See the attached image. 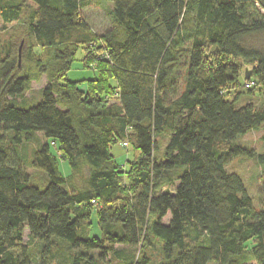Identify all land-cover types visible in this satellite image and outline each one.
Listing matches in <instances>:
<instances>
[{"label": "trees", "instance_id": "1", "mask_svg": "<svg viewBox=\"0 0 264 264\" xmlns=\"http://www.w3.org/2000/svg\"><path fill=\"white\" fill-rule=\"evenodd\" d=\"M91 1L0 0L31 63L0 40V264H264V210L226 171L239 157L264 166L238 143L264 142V110L242 104L264 90V51L244 45L264 33V0H98L100 35L80 16ZM79 47L97 74L86 92L65 79ZM114 141L132 150L127 174Z\"/></svg>", "mask_w": 264, "mask_h": 264}, {"label": "rangeland", "instance_id": "2", "mask_svg": "<svg viewBox=\"0 0 264 264\" xmlns=\"http://www.w3.org/2000/svg\"><path fill=\"white\" fill-rule=\"evenodd\" d=\"M104 5L99 3L98 0L89 2L81 7L80 16L85 21V23L90 27V30L100 35L108 29H110V19L107 16L105 9L109 8V5L106 4L105 9L101 7ZM105 6V5H104ZM109 10V9H108ZM17 24L3 25L0 22V40L3 45L7 43H13L15 45V52L18 56V65L26 68L31 67V63L28 61V58H25L26 52L28 51L29 40L22 38L19 32L15 31ZM244 45L246 47L254 48L260 51H264V33L248 37L245 40ZM84 52L81 47H79L78 52L75 56L74 62L71 64L70 70L66 74V81L69 83H76L80 91L86 92L87 82L94 80L97 76L96 72L92 68H85L83 65ZM244 69V67H242ZM241 69V73H242ZM243 83V80L240 79V84ZM46 76H41L38 81H34L30 84L29 91L25 94L26 100L31 103H35L40 99V93L42 89L47 85ZM114 81L110 82L111 87H113ZM250 102L254 105L256 109L264 110V90H256L255 94L247 96L242 100V104ZM262 131H252L238 141L240 145L256 152L264 153V142L261 140ZM37 141L43 143L44 140L40 135L37 136ZM36 141L30 144L24 145L22 149V154L25 157L29 158L32 155L33 150L39 144ZM51 154L54 155L55 150L53 147L50 148ZM110 152L114 157V162L121 169L124 174H127L129 171V163L132 161V150L131 148H124L121 142L114 141L110 145ZM60 170L63 175L68 174V167L65 163H60ZM226 171L228 173L238 175L244 182L245 188L248 194L253 200V204L256 210H264V166H259L254 161L246 158H235L230 164L226 166ZM32 175V179L37 183H41L43 180V174L40 172H35L33 170L28 171ZM91 223L93 228H97V220L95 212L92 213ZM28 232L25 230L23 234V245L28 246L32 251V256H36V248L34 244L28 245ZM142 247V246H141ZM118 249V247H114ZM122 250H126L120 248ZM138 249L141 250L139 247ZM146 256L149 257V261L156 263L157 254L154 248H149L146 251ZM93 256H98V253L92 252ZM98 264H118L117 260L113 257H105L104 259H98Z\"/></svg>", "mask_w": 264, "mask_h": 264}, {"label": "water", "instance_id": "3", "mask_svg": "<svg viewBox=\"0 0 264 264\" xmlns=\"http://www.w3.org/2000/svg\"><path fill=\"white\" fill-rule=\"evenodd\" d=\"M249 77V73L247 72V74H246V78H248Z\"/></svg>", "mask_w": 264, "mask_h": 264}, {"label": "built area", "instance_id": "4", "mask_svg": "<svg viewBox=\"0 0 264 264\" xmlns=\"http://www.w3.org/2000/svg\"><path fill=\"white\" fill-rule=\"evenodd\" d=\"M246 87H248V85H246Z\"/></svg>", "mask_w": 264, "mask_h": 264}]
</instances>
